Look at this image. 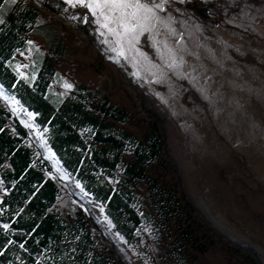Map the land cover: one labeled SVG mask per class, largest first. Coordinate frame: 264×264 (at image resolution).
<instances>
[{"label": "rangeland", "instance_id": "374dc122", "mask_svg": "<svg viewBox=\"0 0 264 264\" xmlns=\"http://www.w3.org/2000/svg\"><path fill=\"white\" fill-rule=\"evenodd\" d=\"M18 1L38 11L14 54L20 79L31 84L48 58L50 103L83 85L91 105L125 110L118 125L137 139L152 121L162 131L160 157L146 170L166 201L157 204L148 179L134 183L138 210L151 217L129 242L0 83L6 129L19 136V120L59 188L53 209L67 220L82 215L97 249L119 264H264V1L6 0L0 23ZM7 193L0 175V199Z\"/></svg>", "mask_w": 264, "mask_h": 264}, {"label": "trees", "instance_id": "16d2710c", "mask_svg": "<svg viewBox=\"0 0 264 264\" xmlns=\"http://www.w3.org/2000/svg\"><path fill=\"white\" fill-rule=\"evenodd\" d=\"M5 1L0 0V8ZM37 18L33 6L18 1L0 23V83L35 114L62 165L105 205L117 230L130 242L151 217L139 212L142 201L134 183L148 179L157 204L166 201L157 180L146 170L160 157L162 131L152 121L143 139H137L118 125L127 121L128 113L109 103L91 105L83 85L57 104L50 103L48 87L55 70L48 58L31 84L20 79L12 68L14 54L26 48V35ZM10 117L0 104V175L2 187L8 190L0 199V264H119L97 249L82 215L67 220L53 209L59 188L45 174L47 163L26 144L27 132L17 118L13 120L19 136L8 132L5 124ZM127 149L132 151L129 162L123 160ZM6 161L10 168L4 170ZM169 201L178 202L175 192L169 193ZM181 234L191 238L187 231Z\"/></svg>", "mask_w": 264, "mask_h": 264}, {"label": "snow or ice", "instance_id": "6c2138e0", "mask_svg": "<svg viewBox=\"0 0 264 264\" xmlns=\"http://www.w3.org/2000/svg\"><path fill=\"white\" fill-rule=\"evenodd\" d=\"M13 2H15V0H13ZM87 6H90V5H87Z\"/></svg>", "mask_w": 264, "mask_h": 264}, {"label": "bare ground", "instance_id": "6f19581e", "mask_svg": "<svg viewBox=\"0 0 264 264\" xmlns=\"http://www.w3.org/2000/svg\"><path fill=\"white\" fill-rule=\"evenodd\" d=\"M264 1V0H263Z\"/></svg>", "mask_w": 264, "mask_h": 264}]
</instances>
